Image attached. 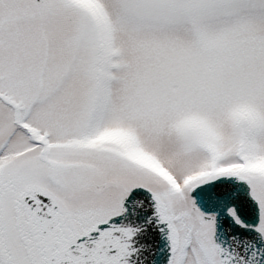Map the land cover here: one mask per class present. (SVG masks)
Wrapping results in <instances>:
<instances>
[{
  "label": "snow or ice",
  "instance_id": "obj_1",
  "mask_svg": "<svg viewBox=\"0 0 264 264\" xmlns=\"http://www.w3.org/2000/svg\"><path fill=\"white\" fill-rule=\"evenodd\" d=\"M0 264H264V0H0Z\"/></svg>",
  "mask_w": 264,
  "mask_h": 264
}]
</instances>
